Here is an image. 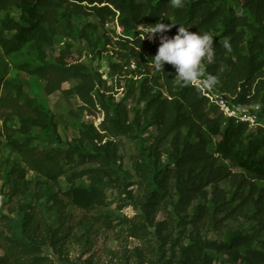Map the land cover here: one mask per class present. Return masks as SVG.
Segmentation results:
<instances>
[{"label":"trees","instance_id":"16d2710c","mask_svg":"<svg viewBox=\"0 0 264 264\" xmlns=\"http://www.w3.org/2000/svg\"><path fill=\"white\" fill-rule=\"evenodd\" d=\"M90 16H96L103 26L117 23L121 29L122 33L108 38L105 44L111 46L114 56L108 62V75L120 80L140 78L139 102H145V108L137 111L134 122L141 126L143 118L151 115L150 125L157 126L164 140H170L173 134L178 136L171 161L155 171L158 184L149 191L147 206L165 205L175 191L179 205L187 209L199 194L207 193L203 191L207 186L213 185L210 202L202 211L213 221L220 214L230 222L248 225L247 232L233 233L219 244L195 239L181 247L179 256L162 264H264V126L254 129L247 122L224 116L193 81L185 83L176 78L173 65L166 62L164 70L149 65L160 46L159 34L149 39L139 28L162 21L171 25L164 33L169 37L177 34L180 25L196 33L212 32L214 58L204 62L199 81L229 96L237 107L259 106V121L264 124V0H182L180 6L172 0H0V47L12 67L44 80L48 95L61 92L64 99H78L89 114L104 112L107 135L127 137L133 131L128 108L114 109L111 96L97 89L95 75L79 59L71 61L76 54L82 56V49L73 50V43L65 42L54 60H47L41 49L32 59L13 58L33 45H51L57 36L93 44L92 34L98 26L88 23L79 30L74 22L77 17ZM225 38L231 51L223 47ZM209 75L215 77L214 82L207 81ZM70 82L74 84L66 88ZM16 118L41 119L51 125L45 109L28 94L0 85V120ZM148 127L144 123L143 129ZM79 131V145L71 148L80 156L78 164L87 156L83 149L93 148L92 154L109 176L126 179L117 165V155L108 149L110 143L104 144V133L88 121L80 122ZM20 155L30 170L65 173L64 167L57 160L47 159L38 146L24 148ZM20 172L13 167L7 172L10 178L0 169V182L9 184L12 178L20 177ZM223 181L230 189L219 187ZM103 193L100 189L94 196ZM3 200L0 190V202ZM137 232L139 229L132 230L139 236ZM206 246L229 257L219 258ZM0 248L4 250L0 264H45L41 257L31 259L32 251L2 233Z\"/></svg>","mask_w":264,"mask_h":264},{"label":"rangeland","instance_id":"374dc122","mask_svg":"<svg viewBox=\"0 0 264 264\" xmlns=\"http://www.w3.org/2000/svg\"><path fill=\"white\" fill-rule=\"evenodd\" d=\"M74 22L79 30L88 23L98 26L92 34L93 44L57 36L51 45H33L13 58L32 59L41 49L47 60H54L65 42L73 43V50L83 51L82 56L76 54L71 61L79 59L95 75L97 89L111 96L114 109L128 108L133 131L127 137L108 136L103 126L104 112L89 114L78 99H64L61 92L48 95L46 82L14 69L0 47V85L28 94L51 120V125L32 118L0 120V169L10 178L7 172L13 167L21 171L20 177L12 178L9 184L0 182L4 197L0 202V233L20 241L22 247L34 253L31 259L41 257L45 264H162L179 256L181 247L195 239L219 244L233 233L247 232V224L230 222L220 214L213 221L202 211L210 202L213 185L207 186L203 190L207 193L199 194L187 209L179 205L175 191L165 205L147 206V195L158 184L155 171L171 161L178 136L173 134L170 140H164L157 126L150 125L151 115L143 118L141 126L134 122L137 111L145 108V102H139V77L120 80L108 75V62L114 56L111 46L105 44L108 38L122 33L117 23L103 26L96 16L77 17ZM143 26L139 27L142 31ZM82 121L91 122L104 133V144L110 143L108 149L117 155V165L126 173V179L109 176L92 154L93 148L83 149L87 156L78 164L80 156L71 148L79 145ZM144 123L149 127L143 129ZM32 146L42 149L47 159L57 160L65 173L30 170L20 152ZM219 187L230 189L226 181ZM100 189L104 193L96 198L94 194ZM133 229H139V236L132 234ZM206 247L219 258L229 257L217 248Z\"/></svg>","mask_w":264,"mask_h":264},{"label":"clouds","instance_id":"9594fccd","mask_svg":"<svg viewBox=\"0 0 264 264\" xmlns=\"http://www.w3.org/2000/svg\"><path fill=\"white\" fill-rule=\"evenodd\" d=\"M172 3L180 6L182 0H172ZM170 28L171 25L162 21L154 25L143 26L146 38L155 39L157 34L160 38L158 52L154 58L149 60V65H153L157 70H164L167 62L175 67L176 78L185 83L192 82L204 73V62L213 60L215 37L210 31L196 33L183 25L179 26L175 36L164 35ZM223 47L231 51V44L227 38L224 40ZM207 81L214 82L215 77L209 75Z\"/></svg>","mask_w":264,"mask_h":264},{"label":"built area","instance_id":"2783aa9c","mask_svg":"<svg viewBox=\"0 0 264 264\" xmlns=\"http://www.w3.org/2000/svg\"><path fill=\"white\" fill-rule=\"evenodd\" d=\"M193 83L201 88L203 95L208 98L211 104L216 105L224 116L235 118L238 122H247L254 129L264 126L259 121V106L237 107L231 103L229 96L221 93L210 84L206 83L205 85L197 79Z\"/></svg>","mask_w":264,"mask_h":264}]
</instances>
